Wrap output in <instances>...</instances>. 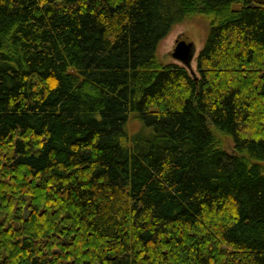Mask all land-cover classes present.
<instances>
[{
    "label": "trees",
    "instance_id": "trees-1",
    "mask_svg": "<svg viewBox=\"0 0 264 264\" xmlns=\"http://www.w3.org/2000/svg\"><path fill=\"white\" fill-rule=\"evenodd\" d=\"M0 264H264V1L0 0Z\"/></svg>",
    "mask_w": 264,
    "mask_h": 264
},
{
    "label": "rangeland",
    "instance_id": "rangeland-1",
    "mask_svg": "<svg viewBox=\"0 0 264 264\" xmlns=\"http://www.w3.org/2000/svg\"><path fill=\"white\" fill-rule=\"evenodd\" d=\"M210 26L205 17L197 16L190 18L185 22L175 26L171 33L161 41L158 47V58L163 65H178L185 67L181 62L173 57V53L179 41H186L193 43L195 47V57L188 69L191 75L198 76L197 73V60L204 48L206 39L208 37ZM186 68V67H185ZM228 149H231V145Z\"/></svg>",
    "mask_w": 264,
    "mask_h": 264
},
{
    "label": "water",
    "instance_id": "water-1",
    "mask_svg": "<svg viewBox=\"0 0 264 264\" xmlns=\"http://www.w3.org/2000/svg\"><path fill=\"white\" fill-rule=\"evenodd\" d=\"M259 1H264V0H259ZM195 53L196 52L193 43H187L186 41H179L173 53V57L177 61L181 62L187 69H189L194 60Z\"/></svg>",
    "mask_w": 264,
    "mask_h": 264
}]
</instances>
